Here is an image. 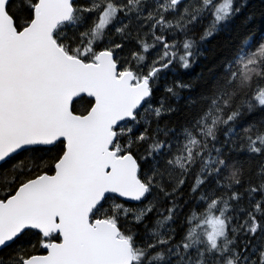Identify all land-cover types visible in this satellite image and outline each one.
Wrapping results in <instances>:
<instances>
[{
    "label": "snow or ice",
    "instance_id": "snow-or-ice-1",
    "mask_svg": "<svg viewBox=\"0 0 264 264\" xmlns=\"http://www.w3.org/2000/svg\"><path fill=\"white\" fill-rule=\"evenodd\" d=\"M0 264H264V0H0Z\"/></svg>",
    "mask_w": 264,
    "mask_h": 264
}]
</instances>
